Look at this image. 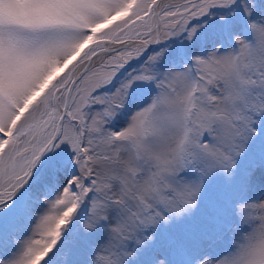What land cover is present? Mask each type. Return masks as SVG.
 Returning <instances> with one entry per match:
<instances>
[{"label":"rangeland","instance_id":"obj_1","mask_svg":"<svg viewBox=\"0 0 264 264\" xmlns=\"http://www.w3.org/2000/svg\"><path fill=\"white\" fill-rule=\"evenodd\" d=\"M157 1L0 0V264H264V0H172L71 85Z\"/></svg>","mask_w":264,"mask_h":264},{"label":"bare ground","instance_id":"obj_2","mask_svg":"<svg viewBox=\"0 0 264 264\" xmlns=\"http://www.w3.org/2000/svg\"><path fill=\"white\" fill-rule=\"evenodd\" d=\"M163 1H157L155 4H154V7H153V17H152V22H151V25H150V31H149V35L147 37V39L145 40H138L136 41L135 43H133L132 47H134L135 49H139V48H150L154 45V43H157L158 41V32H159V20H158V15H159V12H160V9L161 7L163 6ZM108 48L105 49V51L103 52H100L99 54L93 56L92 58L88 59L90 60L89 61V64L86 63V61L81 64L77 70L75 71L73 77H72V81L74 78H76L78 76V74L80 73V71L82 70V68L87 64L89 66H93V65H96L98 64L99 62H101L103 59H105L107 57L108 54H110L109 52H111V50L113 51L114 47H116V45H109L107 46ZM104 50V49H103ZM71 81V82H72ZM31 179V177H29L28 179V182L29 180ZM33 179V177H32Z\"/></svg>","mask_w":264,"mask_h":264},{"label":"water","instance_id":"obj_3","mask_svg":"<svg viewBox=\"0 0 264 264\" xmlns=\"http://www.w3.org/2000/svg\"><path fill=\"white\" fill-rule=\"evenodd\" d=\"M172 0H163V3L164 4H167V3H169V2H171ZM137 40H128V41H126V42H124L123 44H121V45H119V46H116L113 50H116V49H121V48H126V47H129V46H132L133 45V43H135ZM103 51H105V49L104 50H102L101 52H103ZM89 61L90 60H87L86 61V63L87 64H89ZM85 65L83 68H82V70L80 71V73L78 74V76L76 77V78H74L73 79V81H72V83H71V85H73L74 83H75V81L77 80V79H79L91 66H89V65ZM70 92V91H69ZM69 92H68V94H67V99H66V102H65V104H64V106H63V108H62V111H61V116L59 117V119H58V122H57V130H56V132H55V134H54V137H53V140H52V142H51V144H50V146H49V150H48V152H47V155H46V158L45 159H47V157H48V155L51 153V151H52V147H53V144L55 143V141L57 140V138H58V136H59V132H60V130H61V126H62V121H63V119H64V115H65V113H66V110H67V108H68V102H69ZM31 177V179L29 180V182H28V180L27 181H25L24 183H22V185L21 186H19L16 190H15V192H13V194L9 197V198H7L6 200H4L2 203H0V205H2V204H5V203H7V202H10V201H12L13 199H15L17 196H19L20 194H22L24 191H25V188H26V185L29 183H31V181H32V177H33V175H31L30 176ZM29 184H28V186H29Z\"/></svg>","mask_w":264,"mask_h":264},{"label":"trees","instance_id":"obj_4","mask_svg":"<svg viewBox=\"0 0 264 264\" xmlns=\"http://www.w3.org/2000/svg\"><path fill=\"white\" fill-rule=\"evenodd\" d=\"M111 24H112V23H111ZM111 24H109V25H111ZM97 33H99V32L94 33V35H93V39L96 38Z\"/></svg>","mask_w":264,"mask_h":264}]
</instances>
